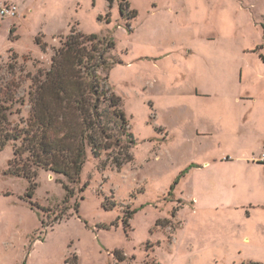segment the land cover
I'll list each match as a JSON object with an SVG mask.
<instances>
[{
    "label": "rangeland",
    "instance_id": "obj_1",
    "mask_svg": "<svg viewBox=\"0 0 264 264\" xmlns=\"http://www.w3.org/2000/svg\"><path fill=\"white\" fill-rule=\"evenodd\" d=\"M3 5L16 14L0 17V89L14 81L24 100L9 120L28 116L31 77L75 29L113 40L99 76L128 130L126 149L87 148L77 183L40 168L31 180L12 175V145L0 150V264H264V169L219 162L264 158L262 136L238 126L233 104L241 70L264 100V0Z\"/></svg>",
    "mask_w": 264,
    "mask_h": 264
},
{
    "label": "trees",
    "instance_id": "obj_2",
    "mask_svg": "<svg viewBox=\"0 0 264 264\" xmlns=\"http://www.w3.org/2000/svg\"><path fill=\"white\" fill-rule=\"evenodd\" d=\"M123 8L121 3V13ZM113 48L109 36L72 29L60 37L50 69L31 77L28 116L18 123L9 120L13 105H24V100L16 99L15 82L0 89V150L12 145L10 174L31 180L40 168L77 183L87 148L94 156L126 149L128 124L120 98L107 78L99 76L100 70L110 69L107 55ZM260 58L264 62V56ZM9 67L12 72L15 62Z\"/></svg>",
    "mask_w": 264,
    "mask_h": 264
},
{
    "label": "crops",
    "instance_id": "obj_3",
    "mask_svg": "<svg viewBox=\"0 0 264 264\" xmlns=\"http://www.w3.org/2000/svg\"><path fill=\"white\" fill-rule=\"evenodd\" d=\"M249 52V51H247ZM264 56V48L261 49V53L257 54L258 56V60L260 61V65L262 68V77H263V81H264V62L261 60L260 56ZM239 81L242 80L243 84L245 83V87L243 88L242 93L240 94V96H237L234 100H233V104L236 105V107H238L239 109H242V112L240 114L241 118L240 120V124L238 125L239 127L242 126H246L249 130V132H256L258 134H260V136H262L263 141H264V100L263 101H259L256 100L254 97V93L253 90L250 85L254 78L249 74L246 73L245 70H241L239 71V77H238ZM221 164H236L235 162H241L242 164H244L246 167H257V168H261L264 169V158H260L259 161L254 162L248 158H237L236 160H229V158H226L225 161L220 160L219 161ZM247 203H251V205L253 206L254 202L252 200H247L246 202H244L243 204H247ZM229 207H231L232 209L234 207H237L238 205H240L238 202H236L235 199H231ZM254 206L258 207L260 205L258 204H254ZM253 208V207H252ZM256 210H250L248 212V216L251 217L253 214H255ZM245 241H247L248 243L250 242V238L245 237L244 238Z\"/></svg>",
    "mask_w": 264,
    "mask_h": 264
},
{
    "label": "built area",
    "instance_id": "obj_4",
    "mask_svg": "<svg viewBox=\"0 0 264 264\" xmlns=\"http://www.w3.org/2000/svg\"><path fill=\"white\" fill-rule=\"evenodd\" d=\"M16 14V7L14 5H3L0 8V17H14Z\"/></svg>",
    "mask_w": 264,
    "mask_h": 264
}]
</instances>
